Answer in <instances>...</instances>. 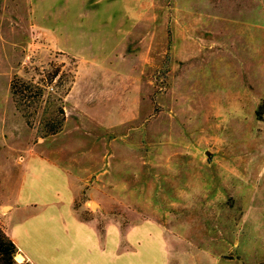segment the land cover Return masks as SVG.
Here are the masks:
<instances>
[{
  "label": "rangeland",
  "instance_id": "374dc122",
  "mask_svg": "<svg viewBox=\"0 0 264 264\" xmlns=\"http://www.w3.org/2000/svg\"><path fill=\"white\" fill-rule=\"evenodd\" d=\"M263 28L264 0H0L7 222L77 216L134 264H264ZM55 67L74 81L42 138ZM14 76L46 87L32 126Z\"/></svg>",
  "mask_w": 264,
  "mask_h": 264
},
{
  "label": "crops",
  "instance_id": "0c3cea01",
  "mask_svg": "<svg viewBox=\"0 0 264 264\" xmlns=\"http://www.w3.org/2000/svg\"><path fill=\"white\" fill-rule=\"evenodd\" d=\"M21 210L23 209L16 204L0 202V226L16 244L17 252L14 258L19 263L124 264L125 261L126 264H134L133 251H130L132 247L123 248L122 233L114 238V243L109 246L106 235L92 230L90 221L75 215L70 221L74 226H67L68 231L60 233H55L54 228L50 226L53 221L58 223L55 217H17V222H7L8 215ZM63 222L69 224L65 220Z\"/></svg>",
  "mask_w": 264,
  "mask_h": 264
},
{
  "label": "trees",
  "instance_id": "16d2710c",
  "mask_svg": "<svg viewBox=\"0 0 264 264\" xmlns=\"http://www.w3.org/2000/svg\"><path fill=\"white\" fill-rule=\"evenodd\" d=\"M47 74L53 79L57 78V88H61L60 94L56 101L51 102L53 105L52 114L53 118L50 121L45 119L40 120L39 137H47L49 135L57 134L61 131L64 121V108L63 97L67 95L70 87L74 81V75L70 71H61L59 67H55L54 71H47ZM67 77V84L63 82L62 77ZM46 91V87L43 84L35 83L33 81L24 80L18 76H14L9 84V92L13 99L15 109L26 118L27 125L32 126L33 114L26 112L25 109L39 106L42 103L43 95ZM24 105L26 107H24ZM32 116L31 120L29 117ZM17 252V246L12 239L5 233L0 226V264H27L19 263L15 260L14 256Z\"/></svg>",
  "mask_w": 264,
  "mask_h": 264
}]
</instances>
